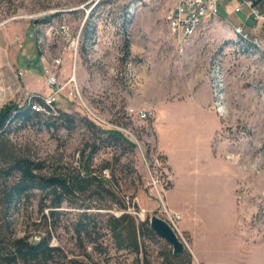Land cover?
Returning a JSON list of instances; mask_svg holds the SVG:
<instances>
[{"label": "rangeland", "instance_id": "rangeland-1", "mask_svg": "<svg viewBox=\"0 0 264 264\" xmlns=\"http://www.w3.org/2000/svg\"><path fill=\"white\" fill-rule=\"evenodd\" d=\"M100 1L0 0V47L7 53L6 61L11 62L13 49L20 45L17 56L34 68L29 72L34 74L29 85L48 95L51 88L45 85L39 63H43L42 58L46 63L60 58L57 80L64 82L73 72L74 82L66 91L75 88L77 95L55 96L57 109L88 119L87 108L130 133L119 131L134 148H100L92 154L91 166L97 168L116 156L110 167L112 182L124 205L136 213L129 214L137 221L150 215L161 218L162 205L179 213L177 227L192 253L190 264H264V55L237 46L232 31L239 26L250 35L249 23L243 25L246 10L235 14L232 0H223L218 16L184 41L180 53L164 20L178 0H105L108 5L91 10ZM62 25L68 30V41L49 29ZM84 30L89 35L85 38ZM259 34L264 45V29H259ZM217 58L223 73L220 103L225 112L221 116L214 112L216 98L209 77ZM79 66L85 88L75 79ZM12 72L20 79L17 70ZM151 80L163 90L162 96L173 82L179 86L191 82L195 88L205 83L208 108L216 123L215 132L210 118L194 112L192 97L159 103L158 120L163 109L170 116V168L153 146L149 121L126 115L127 110H142L123 104L125 89ZM28 95L2 87L0 107L9 102L22 105ZM15 138L40 157L50 160L61 156L62 162L75 164L89 136L76 127L69 132L25 129ZM155 153L158 162L153 164ZM108 173L109 169L101 171ZM36 198L15 217L14 224L15 234L27 233L31 241L50 227L36 210ZM61 225L51 230L50 244L61 246L70 257L84 259L83 247ZM140 240L141 256L149 264H161L160 253L170 251L157 236ZM83 246L89 264H133L134 255L126 251L114 252L109 246L106 254H98L89 244Z\"/></svg>", "mask_w": 264, "mask_h": 264}, {"label": "trees", "instance_id": "trees-1", "mask_svg": "<svg viewBox=\"0 0 264 264\" xmlns=\"http://www.w3.org/2000/svg\"><path fill=\"white\" fill-rule=\"evenodd\" d=\"M108 4L102 0L91 10ZM83 36H89L85 30ZM124 49H127L126 43ZM31 99L43 106L38 97ZM45 110L47 114L35 112L26 104L11 102L0 107V264H89L84 244H89L98 254H106L110 246L114 252L133 254V264H149L145 256H141L140 237L151 240L156 236L149 229L147 219L137 221L127 212L117 215L111 212L125 207L112 182L110 167L117 160L116 156L97 168L91 166L96 150L103 147L131 150L134 144L120 132L98 127L86 117L58 109H54V113L48 108ZM76 127L82 128L89 138L75 164L62 162L61 156L50 160L40 157L15 138L17 132L25 129L69 132ZM104 169H109L108 177L101 174ZM35 197L36 210L40 218L48 220L50 227L31 241L27 233L17 236L14 224L15 217L25 211ZM60 223L70 232V238L83 247L82 256L86 261L70 257L61 246L50 244L51 230ZM160 254L163 255L161 264H190L191 256L185 250L177 255L170 251Z\"/></svg>", "mask_w": 264, "mask_h": 264}, {"label": "built area", "instance_id": "built-area-1", "mask_svg": "<svg viewBox=\"0 0 264 264\" xmlns=\"http://www.w3.org/2000/svg\"><path fill=\"white\" fill-rule=\"evenodd\" d=\"M223 0H178L177 3L165 14L164 20L167 24V29L169 36L174 40L175 46L181 51L184 46V41L192 38L201 28L202 26L209 20L214 19L218 16V8ZM234 3L232 6V12L237 14L242 12L243 9L246 10V13L243 17V25L249 23V34L243 32L241 27L236 26L232 29L233 34L236 36L234 40L237 46L249 48L252 51L260 52V54L264 55V45L260 39L259 29H264V0H232ZM50 31L54 30V33L63 37L65 41H68V30L65 26H58L57 28H49ZM41 41L39 38L38 42ZM43 62V74L45 76V85L51 88V92L46 96H39L30 94L25 97L24 103L35 112H43L47 114L48 112L45 108L52 113H54V109H57L55 105V96L66 95V97H75L77 95V91L74 88L66 91L67 86L73 81V72L65 80L64 82H60L57 80V71L61 65L60 58H54L50 61V63H46L42 58ZM222 63L221 59L217 58L214 60L213 65L211 66L209 77H210V88L212 95L216 98L215 110L218 116H221L217 112L218 108L222 107L220 101L222 98L220 97L221 91L223 89V81H222ZM17 76H20V73H17ZM26 95V94H25ZM38 97L43 106L38 105L32 102V97ZM86 113L88 114V119L96 126L101 127L105 130H114V131H122L126 132L130 135L128 131H124L119 127L107 123L102 120L98 115L94 114L87 108H84ZM126 115L128 117L134 115L137 120L142 122H147L151 119V113L145 111H137L132 112L131 110L126 111ZM138 149L139 146L135 140L134 142ZM157 154L155 153L151 157V162L153 164L157 163ZM105 177H108L104 174ZM125 204L127 205V198L125 200ZM132 207L125 206L124 209H118L117 211H111L115 215L121 212L134 213L131 211ZM162 219L165 220L172 230L177 235L178 239L185 244L183 237L181 236L177 223L180 221V214L177 212L168 211L162 205Z\"/></svg>", "mask_w": 264, "mask_h": 264}, {"label": "crops", "instance_id": "crops-1", "mask_svg": "<svg viewBox=\"0 0 264 264\" xmlns=\"http://www.w3.org/2000/svg\"><path fill=\"white\" fill-rule=\"evenodd\" d=\"M244 17V16H243ZM19 48L13 49L15 52L12 55L11 62H7V53L0 47V89L2 87L12 88L26 92L29 94H42L38 91H35L31 85H29L30 80L33 79L34 74L29 73L34 68H32L29 62H25L23 59H20L17 54L22 50L21 46ZM177 48V47H176ZM178 49V48H177ZM184 46L181 49L183 52ZM42 62V61H41ZM17 70V73H20L18 79L12 72L13 68ZM43 63H39V70L43 74ZM16 73V75H17ZM75 79L80 87H87V83L84 80V74L81 70V66L77 67L75 71ZM45 81V79H44ZM163 90H160L156 82L145 81L140 82L135 88L130 87L128 91L125 89L123 95V104L125 108H132L134 110L148 111L151 113L150 129L153 132V146L159 153L164 157L166 164H168V155L171 151V142H170V133H167L169 127L170 116L168 117V110L163 109L160 111V120H158L157 114V105L159 103H166L167 100H178L180 98L186 97L187 99L192 97L193 104L191 107L194 109L196 114L210 118L211 126L215 129L216 123L213 118L212 110L208 108L210 102V96L208 92L207 85L204 83L198 88L194 87L191 82L183 83L182 85H175L173 82L172 85L166 87V92L162 96ZM45 94L44 96H46ZM218 127V126H217ZM216 132V129H215ZM223 145L222 141H220Z\"/></svg>", "mask_w": 264, "mask_h": 264}, {"label": "water", "instance_id": "water-1", "mask_svg": "<svg viewBox=\"0 0 264 264\" xmlns=\"http://www.w3.org/2000/svg\"><path fill=\"white\" fill-rule=\"evenodd\" d=\"M147 223L149 229L154 235L164 240L170 246V252L172 255H177L187 249L192 257L191 251L178 239L175 232L165 220L156 215H150L147 217Z\"/></svg>", "mask_w": 264, "mask_h": 264}, {"label": "bare ground", "instance_id": "bare-ground-1", "mask_svg": "<svg viewBox=\"0 0 264 264\" xmlns=\"http://www.w3.org/2000/svg\"><path fill=\"white\" fill-rule=\"evenodd\" d=\"M217 112L222 115L225 111L223 107H220L218 108Z\"/></svg>", "mask_w": 264, "mask_h": 264}]
</instances>
